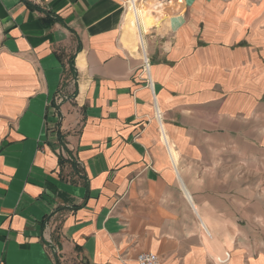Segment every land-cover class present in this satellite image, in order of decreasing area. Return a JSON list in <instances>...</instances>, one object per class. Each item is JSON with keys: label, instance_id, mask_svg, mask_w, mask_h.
Here are the masks:
<instances>
[{"label": "crops", "instance_id": "1", "mask_svg": "<svg viewBox=\"0 0 264 264\" xmlns=\"http://www.w3.org/2000/svg\"><path fill=\"white\" fill-rule=\"evenodd\" d=\"M142 253L264 264V0H0V264Z\"/></svg>", "mask_w": 264, "mask_h": 264}, {"label": "built area", "instance_id": "2", "mask_svg": "<svg viewBox=\"0 0 264 264\" xmlns=\"http://www.w3.org/2000/svg\"><path fill=\"white\" fill-rule=\"evenodd\" d=\"M134 12L136 18L142 13V8L140 6H135ZM149 68L148 60L145 61V69ZM227 260L230 259V255L226 254ZM137 264H160L159 257L152 253H142L137 257Z\"/></svg>", "mask_w": 264, "mask_h": 264}, {"label": "bare ground", "instance_id": "3", "mask_svg": "<svg viewBox=\"0 0 264 264\" xmlns=\"http://www.w3.org/2000/svg\"><path fill=\"white\" fill-rule=\"evenodd\" d=\"M134 2H135V1H134ZM133 5H134V4H133ZM133 10H134V9H133ZM143 14H144V13H143ZM144 15H145V14H144ZM144 15H142V13H141V14H140V19H139V20L142 19V20H141V23H142V24L145 26V28L147 29V28H149L148 26L152 23V22H151L152 19H150L148 16H146V15L144 16ZM133 16H134V15H133ZM135 18H136V17H135ZM153 22H154V21H153ZM135 24H136V23H135ZM135 24H134V25H135ZM134 25H133V26H134ZM141 26H142V25H141ZM144 26H143V27H144ZM150 26H151V25H150ZM137 27H138V26H137ZM130 28H131V27H130ZM136 29H137V28H136ZM144 42H145V41H144Z\"/></svg>", "mask_w": 264, "mask_h": 264}]
</instances>
